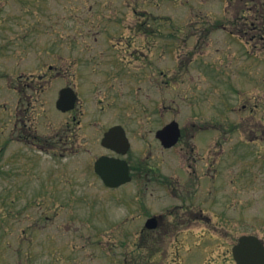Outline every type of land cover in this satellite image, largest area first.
Masks as SVG:
<instances>
[{
  "label": "rangeland",
  "instance_id": "374dc122",
  "mask_svg": "<svg viewBox=\"0 0 264 264\" xmlns=\"http://www.w3.org/2000/svg\"><path fill=\"white\" fill-rule=\"evenodd\" d=\"M0 22V264H123L126 256L127 264H139V239L161 244L153 242L161 238L155 231L141 235L143 218L167 214L180 202L161 192L154 172L145 182L136 177L120 188H106L92 169L83 167L105 152L99 146H91L94 157H63L29 145V116L39 118L38 133L56 135L60 114L52 102L62 82L53 77L60 67L76 72L80 62L85 72L97 70L79 88L88 111H97L98 129L128 123L132 156L141 151L151 164L162 159L177 164L180 191L190 188L188 204L192 201L194 211L202 209L210 218V230L192 226L194 236L177 253L173 237L178 231L167 232L162 238L170 243L162 264H235L232 248L240 235L250 233L253 216L251 111L264 120V0H0ZM154 30L162 53L158 67L175 84L161 88L145 80L140 89L136 81L133 87L142 93L137 99L132 89L126 91L135 80L132 74H102L140 66L130 62L139 56L131 55L129 45L118 39L111 43L110 37L118 32L133 48L150 53L144 33ZM60 34L79 37L54 44ZM39 77L51 85L36 93L29 113L27 81ZM113 83L128 97L106 94ZM127 102L139 108L141 118L121 116ZM173 119L184 132L207 129V136L197 133L192 141L199 160L191 164L196 173L180 167L187 156L179 145L171 153L158 148L155 132ZM210 158L222 160L216 182L203 175ZM124 239L128 247L122 246Z\"/></svg>",
  "mask_w": 264,
  "mask_h": 264
},
{
  "label": "flooded vegetation",
  "instance_id": "af4514ba",
  "mask_svg": "<svg viewBox=\"0 0 264 264\" xmlns=\"http://www.w3.org/2000/svg\"><path fill=\"white\" fill-rule=\"evenodd\" d=\"M136 11V10H135ZM147 12V11H146ZM146 12H143L144 14L140 15L142 18H145ZM139 16V17H140ZM244 17V16H243ZM154 21L157 16L154 17ZM0 25L1 22H0ZM150 27V26H149ZM4 30L10 29L7 26H4L2 28ZM1 29V30H2ZM94 33V32H93ZM100 32H95L94 34L97 35ZM157 32L154 30L152 32V35L149 33H144L145 38L147 39V43L151 46L150 47V53L146 52L144 49H138L133 48V45L130 41H123L124 36L117 33H112V36L110 37L111 43L114 42L115 39H118L120 44L122 42L129 45V49H133L131 52V55L133 56H139L137 60H131L130 62H136L139 63L140 66H137L133 68L132 70H124L123 67H114L113 71H111L109 74L105 71L102 72V74L110 75L112 77H118V75H125L132 74L133 78L135 79L133 81L132 86L130 84H127V90L128 93L133 91L135 95H137V99H140L141 94L140 89H142L141 83H144L145 80H148L152 85L155 87H161L163 85L169 86L171 84H175L171 81L170 83L167 82L168 75L164 74L161 68L158 66L161 63V56L162 53L159 52L160 48L156 46L158 43L157 39L154 38L153 35H155ZM54 35V34H52ZM79 36H69V35H57L54 40V44L61 43V39H77ZM255 37V36H253ZM263 37V36H262ZM257 38V35L256 37ZM94 39L97 41L98 37L94 36ZM76 42V41H75ZM125 45V44H124ZM127 48V49H128ZM153 48V49H152ZM126 50V48H125ZM129 53V51H127ZM59 53V52H57ZM54 52V54H57ZM139 53V54H137ZM255 54V53H254ZM256 55V54H255ZM96 58V55H93L91 57ZM117 61V60H115ZM118 62V61H117ZM120 63V62H119ZM83 63L80 62L77 64L78 69L76 72H73L70 74L69 68L67 66L58 68V74L54 76V80H59L62 82V86L58 88L56 91V97L54 101L52 102V105L56 107L57 102L59 99L62 100V106L63 110H57L60 114V119L58 121L59 128L57 130L56 135L54 136H47V134H40L38 133V126L39 124V118H37L36 121H33L31 117L29 116V145L32 147H37L38 149H46V150H54L59 151V153L66 157L67 155L72 156L75 154H88L89 156H95L96 154L93 153V149L91 146H99L102 150L105 152L98 155L93 165L91 162L84 163L83 167L85 169L94 171L95 164L97 160L103 156H106L111 159H117L126 162L129 173L131 176V182L134 181L136 177L142 178L145 182V179H150L151 172L155 173V182L159 184V186L162 187L163 190L161 192L172 195L174 199H179L180 202L176 203L171 208H168L167 211L169 213H159V214H153L149 215L146 218H143L142 224H141V235H145V230L156 232L157 235L161 236V238L154 240L153 242L160 241V246L156 245H150L151 243L149 240L143 238L139 239V249L140 252L138 253L139 258V264H147V263H153V264H162V262L166 259L168 247L170 240L164 239L167 232L169 231H178V233L173 237L174 241L177 242V249L176 253L179 252V247H184L185 244L188 246V242L185 243V239L192 238L194 235H191L192 233V226L199 227L201 229L210 230L211 224L209 223L210 218L208 216H205V211L202 209H196L197 211H194V207H192L193 202L189 201V204L187 202V198L189 196V193L191 195L190 200L193 198V192L189 188V191H180V182L177 180V177L175 176V172L178 169V165L174 164L171 165L169 162L165 159H162L158 164H151L149 161H147V158H145V155L140 151V154L134 158L132 156L133 152V140L132 136L130 134V131L127 127V125L124 122L114 123L107 128H101L98 129V121L97 118V111H88L86 103L88 100H86L82 94V91L80 90V86L82 81L89 79L90 77H94L97 74L96 69H90L88 72H85V69L80 67ZM121 64V63H120ZM131 64H128L130 66ZM53 66H50L49 69L51 70ZM175 70V69H174ZM124 74H121V73ZM163 75L166 76L163 80L161 77ZM172 75V74H170ZM109 81V79H107ZM127 82L129 83L128 77L126 78ZM42 81V83H41ZM50 81V80H49ZM79 82V83H76ZM139 83L140 89H134V85L136 82ZM165 81V82H164ZM51 84L45 83L43 84V78H28L27 86L29 88V113L32 111L33 107L36 106L37 97L40 94L36 93H45L49 89ZM118 84H111V88L106 91V94H109L110 91H113L111 94H117L119 97H128L125 96L124 93L128 94L126 91L121 90ZM161 90V89H160ZM52 92V96L54 95V92ZM73 97L74 101L70 102V98ZM103 100H100L102 102ZM154 107V110L158 109L157 104ZM122 113L121 116L125 119L134 118L133 115H136L135 117L141 118L139 115V108L135 107H129V103L122 105ZM243 108L249 107L247 104H243ZM252 106L250 107L251 110ZM255 108V107H253ZM57 109V108H56ZM164 111L167 110L165 106H163ZM173 111L172 113L175 114L177 117L179 115V111L177 107H172ZM34 110V109H33ZM156 112L154 111V114ZM251 121H250V131H249V143L251 149V165H250V202L251 207L253 210V216L252 221L249 223L250 225V233H243L239 236L237 239V243L234 246H238L241 242L242 237L244 236H250L252 238V241L255 244L260 245L264 249V129L260 130L259 127L263 125L264 120H256V115L252 113L251 111ZM175 117V118H176ZM171 122H178L177 120L173 119ZM41 124V122H40ZM264 126V125H263ZM120 127V133L118 135H114L111 137V141L113 146H116L118 148H123L125 146L124 141H122L121 137L122 135H125L128 139V149L126 150V153L124 151H121L120 149H112L109 147H106L103 145V140L106 136V133L115 128ZM181 128V136L178 141V143L170 148H166L162 145V143L156 138V132H155V138L158 143V148L161 152H175L178 145L181 147L180 152L182 155L187 156L186 164L180 165V167L186 166L187 168H192V162L198 163V158L194 157V153L196 150V146L192 143L195 135L198 134H204L202 137L207 136L206 131L207 129L202 127L198 131H186L185 132ZM99 130V133L97 131ZM199 131H201L199 133ZM218 131H221V128L218 129ZM222 132V131H221ZM219 143V142H218ZM220 146V144H219ZM191 154L193 157L188 156L187 152ZM183 156V157H184ZM91 158V161L93 159ZM209 162V163H208ZM222 160L221 158H210L209 160H206V164L204 167H206V172L203 173L207 178H210L212 182H216L218 178V174L220 171V164ZM198 167V166H197ZM193 169V172L198 169ZM189 174V173H188ZM96 178H98L102 183V179L96 174ZM69 183H73V181H67ZM130 182V183H131ZM127 183V184H130ZM125 184V185H127ZM186 193V195H184ZM196 216V218H195ZM154 218V222H151L150 219ZM171 218V220H169ZM201 221H206V223H201ZM195 222H199L200 224L194 226ZM155 225V228H150V226ZM180 231V232H179ZM181 233H188L186 235H179ZM141 237V236H139ZM183 237V238H182ZM88 241H91V237L87 239ZM202 240V239H201ZM185 241V242H184ZM203 242V241H202ZM156 244V243H154ZM130 243L127 239H124L122 241V246H129ZM233 246V247H234ZM256 248V246H255ZM191 252L193 249L187 248V251ZM233 261L235 264H239L235 257L233 256ZM124 258V257H123ZM135 258V257H134ZM183 258V257H182ZM174 259L177 260L175 257ZM175 260V261H176ZM179 260V258H178ZM129 262V258L126 256L123 260V264H127Z\"/></svg>",
  "mask_w": 264,
  "mask_h": 264
},
{
  "label": "water",
  "instance_id": "95a60500",
  "mask_svg": "<svg viewBox=\"0 0 264 264\" xmlns=\"http://www.w3.org/2000/svg\"><path fill=\"white\" fill-rule=\"evenodd\" d=\"M72 99L73 97H71V100ZM58 108L64 109L62 107L61 99L58 102ZM119 130L120 127L111 129L110 132L106 134L103 144L113 149H120L126 153V150L128 149V140L125 135H122L121 137V142L124 141L125 143L123 148L113 146L114 143L112 144L111 141V137L120 133ZM157 136L162 141L163 145L171 147L179 140V125L176 122L169 124L160 130ZM96 171L103 178L105 184L110 187H117L131 180L127 164L125 162H120L119 160L102 158L96 164ZM150 221L154 222V219H151ZM155 227V225L150 226V228ZM233 253L239 264H264V249L260 245L255 244L251 237H243L240 244L233 249Z\"/></svg>",
  "mask_w": 264,
  "mask_h": 264
}]
</instances>
